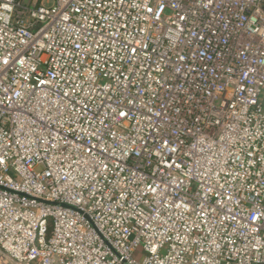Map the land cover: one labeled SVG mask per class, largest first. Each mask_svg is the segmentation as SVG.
Wrapping results in <instances>:
<instances>
[{
  "label": "built area",
  "instance_id": "1",
  "mask_svg": "<svg viewBox=\"0 0 264 264\" xmlns=\"http://www.w3.org/2000/svg\"><path fill=\"white\" fill-rule=\"evenodd\" d=\"M263 93L264 0H0V256L264 264Z\"/></svg>",
  "mask_w": 264,
  "mask_h": 264
},
{
  "label": "water",
  "instance_id": "2",
  "mask_svg": "<svg viewBox=\"0 0 264 264\" xmlns=\"http://www.w3.org/2000/svg\"><path fill=\"white\" fill-rule=\"evenodd\" d=\"M56 205H60L61 207L70 208V209L75 210V208H72V207L67 206V205H65V204H58V203H56ZM0 261L2 262V264H12V263H10V262L4 260L1 256H0Z\"/></svg>",
  "mask_w": 264,
  "mask_h": 264
},
{
  "label": "crops",
  "instance_id": "3",
  "mask_svg": "<svg viewBox=\"0 0 264 264\" xmlns=\"http://www.w3.org/2000/svg\"><path fill=\"white\" fill-rule=\"evenodd\" d=\"M262 102H263V106H264V93L262 95Z\"/></svg>",
  "mask_w": 264,
  "mask_h": 264
},
{
  "label": "rangeland",
  "instance_id": "4",
  "mask_svg": "<svg viewBox=\"0 0 264 264\" xmlns=\"http://www.w3.org/2000/svg\"><path fill=\"white\" fill-rule=\"evenodd\" d=\"M0 264H2V262L0 261Z\"/></svg>",
  "mask_w": 264,
  "mask_h": 264
}]
</instances>
